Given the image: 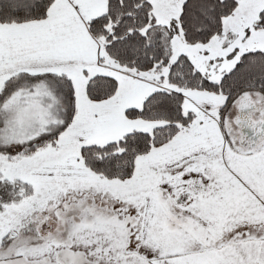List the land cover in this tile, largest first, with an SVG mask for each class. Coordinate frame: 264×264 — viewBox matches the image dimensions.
<instances>
[{
  "label": "snow or ice",
  "instance_id": "obj_1",
  "mask_svg": "<svg viewBox=\"0 0 264 264\" xmlns=\"http://www.w3.org/2000/svg\"><path fill=\"white\" fill-rule=\"evenodd\" d=\"M0 264H264V0H0Z\"/></svg>",
  "mask_w": 264,
  "mask_h": 264
}]
</instances>
